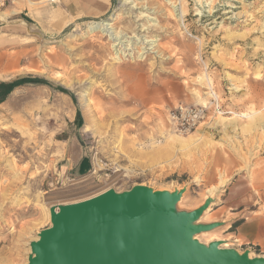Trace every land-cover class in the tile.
Listing matches in <instances>:
<instances>
[{"label":"rangeland","instance_id":"obj_1","mask_svg":"<svg viewBox=\"0 0 264 264\" xmlns=\"http://www.w3.org/2000/svg\"><path fill=\"white\" fill-rule=\"evenodd\" d=\"M27 1L0 8V55L17 57L0 68V84H12L0 86V264L25 263L51 206L136 185L181 192L180 212L204 206L219 185L195 223L211 224L238 253L264 257L237 233L264 215V0H108L102 13L31 0L57 10L69 23L61 31L30 18ZM112 16V29L134 40L114 46L89 31ZM81 90L95 134L84 131ZM212 91L222 114L206 104ZM177 104L206 107L185 135L168 127Z\"/></svg>","mask_w":264,"mask_h":264},{"label":"water","instance_id":"obj_2","mask_svg":"<svg viewBox=\"0 0 264 264\" xmlns=\"http://www.w3.org/2000/svg\"><path fill=\"white\" fill-rule=\"evenodd\" d=\"M180 196L136 185L51 208V225L30 243L27 264H264V257L192 240L212 227L195 223L208 201L180 212Z\"/></svg>","mask_w":264,"mask_h":264},{"label":"bare ground","instance_id":"obj_3","mask_svg":"<svg viewBox=\"0 0 264 264\" xmlns=\"http://www.w3.org/2000/svg\"><path fill=\"white\" fill-rule=\"evenodd\" d=\"M13 1V0H12ZM11 1V2H12ZM19 1H21V0H19ZM46 1H48L49 3H51V4H55V3H57L58 2V0H46ZM29 2V5H32L33 6V4L35 3V2H33V1H31V0H29L28 1ZM120 2L122 3V4H125V3H129V2H131V0H120ZM0 15H1V12H0ZM114 15V14H113ZM117 16V15H116ZM141 16L142 17H146L147 18V20H153V18L152 17H149L148 16V14H146V13H141ZM115 17V16H114ZM112 20H113V16L111 17V18H108V19H101L100 21H97V22H92V24L89 26V31L90 32H94V31H101L102 33H106V34H109L110 36H111V38L112 39H114V41H115V43L113 44L114 46L116 45V44H119V43H124V42H130L131 40L130 39H133L134 37L132 36H127V37H125V35H123V34H121V32H119L118 30H113L112 29V27H111V25H112ZM51 21H52V24L53 25H55V26H57L58 24H59V18L57 17V15L56 14H54L53 15V17H52V19H51ZM148 25V24H147ZM146 28V27H145ZM109 29H111V30H109ZM143 29V28H142ZM184 29H185V32L186 33H188V35H190L191 36V33H189L188 32V30L186 29V27L184 26ZM147 30V29H146ZM125 38H129V39H125ZM139 38V37H138ZM134 40V39H133ZM152 42H154V39H147V41H144V43H147V44H150V43H152ZM117 46V45H116ZM11 64H13V61H12V59L11 58H7V57H5L4 56V54H2V55H0V67H3V68H7L8 66H10ZM9 68V67H8ZM1 76V75H0ZM60 77H61V75H59ZM59 78V77H58ZM63 77H61V83L65 86V87H69V86H72V84L71 83H69V82H67V81H65V80H63L62 79ZM60 80V79H59ZM73 84H75V82L73 83ZM80 88V87H79ZM77 92V91H76ZM213 95H216L215 93H214V91H212V94L210 95L209 94V96H213ZM90 98L89 97H87V95H86V93H85V91H79V93H78V100H79V102H80V105H81V107H82V109L85 111V114H86V123L87 124H85L84 125V131H88V132H91V133H93V134H95L96 132H97V130H96V127H95V120L93 121V118L91 119V117H90V114H91V112H90V114H89V108L91 107V106H89V103H90V100H89ZM91 104V103H90ZM206 104H209V102H207ZM206 104H203L204 106H207ZM229 111V110H228ZM93 112V111H92ZM218 114H222L223 112H221V111H218L217 112ZM257 113V111L256 112H248V113H243V114H238V115H240V116H242V117H245V118H247L248 120L254 115V114H256ZM237 115V114H236ZM93 116V115H92ZM229 118H231V117H229ZM229 118H227V119H229ZM256 120V119H255ZM258 120V119H257ZM257 120H256V123H257ZM259 120H260V118H259ZM263 120V119H262ZM261 121V120H260ZM251 122V121H250ZM254 123V122H253ZM260 123V122H259ZM252 124V123H251ZM168 127H169V129H172V133L173 134H175V135H185V134H188L187 132H189V130L188 131H185V132H183V131H179V130H176L174 127H173V125H168ZM97 128H100L99 126L97 127ZM168 129V130H169ZM253 129V128H252ZM174 135V136H175ZM179 138H180V136H179ZM118 150V149H117ZM98 160V159H97ZM226 181V180H225ZM223 182H224V180L222 179V176H221V183H220V185L221 184H223ZM250 183H251V181H250ZM219 188V185L218 186H214L213 188H211V189H209V196L207 197V201H208V203H209V205H207V207H205V209L203 210V212L201 213V215L197 218V220H196V222L197 221H199V220H201V219H203V217H205V216H207V214H208V211H209V209H210V206H211V203H214V202H216V200L218 199V197L216 196V194H214L215 192H216V190ZM242 191V190H241ZM100 194V193H99ZM98 195V194H97ZM93 196H96V195H93ZM92 196V197H93ZM58 206L59 205H56V206H51L50 207V209H49V211H48V216L49 217H51L50 215V210H51V208H54L55 210H57L58 209ZM44 209V208H43ZM45 211V210H44ZM49 220V219H48ZM192 224V223H191ZM50 225H51V218H50ZM49 225V226H50ZM227 225V224H226ZM48 226V227H49ZM224 227H225V225H224ZM219 231H214L213 229H210V230H203V231H200V232H197V233H194V234H192L191 235V239L192 240H195V241H197V242H199V243H201V244H203L204 246H208V244H210V243H213V242H215V243H217V246H218V248H220V249H230V247H229V242H228V240L227 239H225V238H220L218 235H219V233H218ZM39 233H40V231L37 233V235L33 238V240L32 241H30V243L31 242H33V241H37L38 239H39ZM203 240H205V242H203V241H201L202 239ZM200 239V240H199ZM247 253V255H248V257L249 258H254V257H262V256H253V254L251 253V251H246ZM238 254H241V253H238ZM32 255V252H31V249H30V253H29V255H28V257H27V260L25 261V263L24 264H27V261H28V258H29V256H31Z\"/></svg>","mask_w":264,"mask_h":264},{"label":"crops","instance_id":"obj_4","mask_svg":"<svg viewBox=\"0 0 264 264\" xmlns=\"http://www.w3.org/2000/svg\"><path fill=\"white\" fill-rule=\"evenodd\" d=\"M62 1L65 2V4L64 5L61 4V6H63L67 12L76 13L81 10H84L85 12L94 11V12L102 13L103 11L106 10L105 4L107 3L108 0H101V1L82 0L83 1L82 3H80L79 0H62ZM18 5H16L15 7L16 11L12 12L13 10H11L10 13L15 14L19 12L20 9L18 8ZM23 7H25V9L27 10L26 12L27 15L33 20H35L42 27L45 26L47 27L49 26L50 23L52 26H54L53 28H55L57 31H61L62 29L66 28L69 24L68 22L62 20L59 13H57V10L52 9V7H49L47 10H39L36 9L35 7H32V5L29 6L28 1L26 2V4H23L21 9H23ZM54 14H56L57 17L59 18V24L57 26L53 25L51 21ZM46 18H48V21H46L47 20ZM21 23L25 24V22L23 23V21ZM16 61H17V57L16 60L13 62V64H11L8 67L9 68L14 67ZM0 68L4 70L7 69L3 67ZM237 233L246 243H251V244L255 243L264 247V215L240 222L237 226Z\"/></svg>","mask_w":264,"mask_h":264},{"label":"built area","instance_id":"obj_5","mask_svg":"<svg viewBox=\"0 0 264 264\" xmlns=\"http://www.w3.org/2000/svg\"><path fill=\"white\" fill-rule=\"evenodd\" d=\"M12 0H0V8L6 4L11 3ZM209 104L215 112L222 111V106L216 95H213L209 99ZM206 116V107H192L185 104H177L168 112V120L176 130L188 131L198 125Z\"/></svg>","mask_w":264,"mask_h":264},{"label":"trees","instance_id":"obj_6","mask_svg":"<svg viewBox=\"0 0 264 264\" xmlns=\"http://www.w3.org/2000/svg\"><path fill=\"white\" fill-rule=\"evenodd\" d=\"M0 86L1 87H4V88H11L12 87V84L1 83Z\"/></svg>","mask_w":264,"mask_h":264}]
</instances>
